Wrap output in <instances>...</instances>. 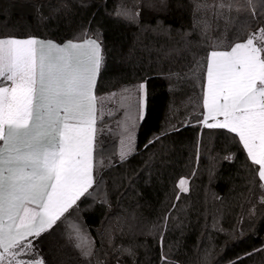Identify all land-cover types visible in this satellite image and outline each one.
Returning <instances> with one entry per match:
<instances>
[{"label": "trees", "instance_id": "16d2710c", "mask_svg": "<svg viewBox=\"0 0 264 264\" xmlns=\"http://www.w3.org/2000/svg\"><path fill=\"white\" fill-rule=\"evenodd\" d=\"M193 3L0 0V36L59 42L81 29L98 36L106 48L98 95L117 93L120 102L125 89L147 81L145 119L136 124L132 154L124 162L104 159L98 186L75 217L78 242L92 255L68 242L69 220L40 245L48 264H264V251H256L264 249V204L255 166L231 136L197 122L199 81L190 66L204 61L209 45L193 30ZM125 12L140 15L131 22ZM248 22V31L262 26ZM118 107L111 99L106 104ZM123 112L106 117L113 141L128 125ZM233 153V160L224 159ZM182 178L187 192L179 190Z\"/></svg>", "mask_w": 264, "mask_h": 264}, {"label": "snow or ice", "instance_id": "6c2138e0", "mask_svg": "<svg viewBox=\"0 0 264 264\" xmlns=\"http://www.w3.org/2000/svg\"><path fill=\"white\" fill-rule=\"evenodd\" d=\"M139 15L123 17L135 22ZM193 16V30L209 45L204 61L190 66L199 81L197 122L231 136L255 166L264 204V0H194ZM249 18L262 26L248 31ZM105 64V45L90 29L59 42L0 36V264H48L40 245L69 220L68 242L92 255L78 242L82 229L75 217L86 210L104 159L124 162L132 154L148 97L146 80L125 89L120 102L117 93L98 95ZM110 99L119 107L106 109ZM120 108L128 125L113 141L106 117ZM186 183L179 180L184 192Z\"/></svg>", "mask_w": 264, "mask_h": 264}, {"label": "rangeland", "instance_id": "374dc122", "mask_svg": "<svg viewBox=\"0 0 264 264\" xmlns=\"http://www.w3.org/2000/svg\"><path fill=\"white\" fill-rule=\"evenodd\" d=\"M186 181H187V183H186L185 187L187 188L188 180L186 179ZM178 184H179V182H178ZM178 187H179V186H178ZM179 190L182 191L180 188H179Z\"/></svg>", "mask_w": 264, "mask_h": 264}]
</instances>
